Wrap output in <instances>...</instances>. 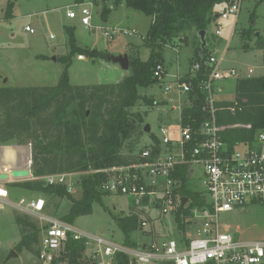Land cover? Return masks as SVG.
Masks as SVG:
<instances>
[{
  "label": "rangeland",
  "instance_id": "1",
  "mask_svg": "<svg viewBox=\"0 0 264 264\" xmlns=\"http://www.w3.org/2000/svg\"><path fill=\"white\" fill-rule=\"evenodd\" d=\"M229 4L216 6L214 14L217 16ZM83 6L94 11L93 29L83 26L79 17H67V11L80 12ZM104 6L93 0H84L82 4L76 0H0V88L56 86L65 72L68 82L74 86L118 84L124 81L131 75V69L123 70L118 64L109 61L108 57L128 54L130 65L133 60L130 56L142 62L148 61L151 50L144 39L151 19L141 12L127 8L125 4L112 9L107 19H104ZM106 6H113V1ZM217 23L225 27L221 37L216 35ZM28 25L35 30V34L26 31L25 27ZM249 30L251 31L247 36L243 35ZM106 32H113L115 36L108 38ZM187 35L188 43H184L183 48L179 49V54L171 47L162 50L159 59L164 63L168 76L178 72L185 73L192 63L198 41L195 31L192 30ZM207 42L210 52L218 57L224 55V69L233 68L245 75L253 69L252 78L264 77V0H243L236 24L231 18L222 20L216 17L208 26ZM259 42L263 47L257 46ZM74 43L77 48L95 50L97 56L89 57L75 52L72 46ZM237 82L235 79L221 82L224 92L218 99L234 101ZM142 94L156 102L149 107L141 103V107L133 109V112L145 114V124H149L152 131L150 135H141L137 142L134 139L130 142L132 148L136 149H145L156 138H160L161 126L175 128L178 118V113L170 106L165 110L162 107L166 96L160 91V86L143 89ZM31 156L32 145L29 141L21 145L13 142L0 146V161L8 170L14 169L15 165L26 167ZM204 178V168L195 166V175L188 180L187 188L204 192ZM29 180V177L19 179V182L8 187L10 201L43 197L47 201L46 213L64 220L70 214L73 204L82 200L83 190L80 184L70 196H49L14 186ZM79 180L80 177L76 176L69 181ZM160 200L161 196H158L150 204L139 205L126 195L102 194L90 203L92 212L76 217L73 224L92 236L116 243L127 244L128 238L141 245L169 240L185 241L194 230L186 225L187 235L185 238L180 237L178 230L179 226L183 230V225L178 223L176 214L168 205L162 202L159 206ZM163 208H166L167 213L163 212ZM17 217L36 225L39 232V244L36 248L39 249L43 233L36 218L4 205L0 213V264H41L38 256L23 245L22 228ZM133 217L137 218L139 228L131 233L126 232L118 220H131ZM219 220L223 232L232 235L237 241H264V202L249 203L244 208L222 213ZM143 223L146 226L142 227ZM87 263L89 261L86 254L83 253L79 259L74 260L64 249L55 264Z\"/></svg>",
  "mask_w": 264,
  "mask_h": 264
},
{
  "label": "built area",
  "instance_id": "2",
  "mask_svg": "<svg viewBox=\"0 0 264 264\" xmlns=\"http://www.w3.org/2000/svg\"><path fill=\"white\" fill-rule=\"evenodd\" d=\"M242 4L243 0H232L216 17L222 20L231 18L236 24ZM93 15V9L85 6L80 12L67 11L69 19L79 17L81 24L90 29L95 27ZM224 28L217 23V37L222 36ZM25 29L35 34L29 25ZM106 36L110 38L115 34L106 32ZM173 49L179 54L181 48ZM224 61V55L218 57L209 50L203 58L193 61L185 73L172 76L167 75L164 63H158L154 78L166 96L164 110L170 106L178 113L175 128L161 126L162 136L141 154L144 162L95 171L107 176L99 186L105 194L126 195L139 205L145 200L150 204L161 196L159 206L162 202L168 205L184 226L183 230H178L180 237L187 235L186 225L194 230L185 241L169 240L133 247L92 236L73 223L47 214V201L43 197L10 201L8 187L25 178H15L12 172L6 173L0 168V176H7L0 178V213L4 205H9L36 218L43 233L38 249L41 264L58 262L69 241L84 245V254L91 264H264V241H237L223 232L219 220L222 213L244 208L249 203L264 202V129L256 134L253 142H244L230 149L221 137L225 127L218 123L219 112H235L234 107L218 106L224 102L218 99L224 92L221 82L252 78L254 70L250 69L245 75L233 68L224 69ZM199 105L202 119L199 121L190 115L192 123L186 124V110H195ZM30 163L31 158L27 161ZM197 165L204 168L205 191L200 192L203 204L195 205L192 199L180 193L183 181L179 175L186 167V176L188 180L192 179ZM76 176L81 174H58L43 180L47 186L65 187L72 195L80 180H69ZM29 178V181L35 180L32 173ZM183 199L188 200L184 206ZM163 212L167 213L166 208ZM144 226L146 223L142 224Z\"/></svg>",
  "mask_w": 264,
  "mask_h": 264
},
{
  "label": "trees",
  "instance_id": "3",
  "mask_svg": "<svg viewBox=\"0 0 264 264\" xmlns=\"http://www.w3.org/2000/svg\"><path fill=\"white\" fill-rule=\"evenodd\" d=\"M76 1L84 3V0ZM110 1H113V6L108 8L106 5ZM231 1L93 0L105 5L102 11L104 19L112 8L121 4L149 17L151 22L144 41L151 50V57L142 62L130 56L133 59L131 75L118 84L74 86L68 82L65 72L56 86L0 88V146L13 142L21 145L28 141L32 145L31 171L35 180L14 186L49 196H70L65 187L47 186L43 179L58 174H81L82 200L73 204L64 220L74 223L76 217L90 214L92 200L105 194L99 186L107 178L106 174L95 171L145 161L141 158L144 149L130 145L133 139L137 142L145 133L146 125L145 114L133 112V109L141 107V103L149 107L156 102L144 96L142 90L159 84L154 78V69L158 63H163L159 59L162 50L166 47L183 48L184 43H188L187 33L193 30L198 45L192 62L199 60L201 49L197 32L208 31V26L216 18L215 7ZM250 31L243 35L247 36ZM72 46L75 52L97 56L95 50L77 48L75 43ZM257 46L263 47V44L259 42ZM218 106L235 108L234 113L225 110L218 114L219 125L225 127L221 137L228 147L233 149L241 143L253 142L256 134L264 129V77L239 80L235 100L224 101ZM190 115L200 121V105L195 110H186V124L192 123ZM0 164L3 172L15 170H8L2 162ZM186 175V167H183L179 175L183 181L180 193L192 199L195 205L203 204L202 193L187 188ZM143 204H148V200ZM16 220L22 228L23 245L38 256L39 232L36 225L21 217ZM118 222L129 233L139 228L136 217L119 219ZM127 244L139 246L130 238ZM65 249L74 260L85 251L82 243L74 241H69ZM87 264H91L90 261Z\"/></svg>",
  "mask_w": 264,
  "mask_h": 264
},
{
  "label": "water",
  "instance_id": "4",
  "mask_svg": "<svg viewBox=\"0 0 264 264\" xmlns=\"http://www.w3.org/2000/svg\"><path fill=\"white\" fill-rule=\"evenodd\" d=\"M113 9V8H112ZM197 37L200 43V53H199V57L203 58L206 51L208 50V42H207V37H208V31L203 30V31H199L197 32ZM108 60L118 64L123 70L128 71L130 69V60H129V55L128 54H124V55H120V56H111L108 57ZM144 132L148 135H150L152 133L151 131V126L149 124H146L144 127ZM31 166H32V160L30 164H27L25 169L22 170H14L12 172L13 176L15 178H28L30 177L32 171H31ZM6 175H1L0 178H6ZM187 199H183L182 200V205L184 206L187 203ZM14 255V253H12V256Z\"/></svg>",
  "mask_w": 264,
  "mask_h": 264
},
{
  "label": "crops",
  "instance_id": "5",
  "mask_svg": "<svg viewBox=\"0 0 264 264\" xmlns=\"http://www.w3.org/2000/svg\"><path fill=\"white\" fill-rule=\"evenodd\" d=\"M31 158V157H30ZM21 164V163H20ZM18 166V167H17ZM0 167H1V164H0ZM13 168H18L16 170H22V169H25L26 167H24V165H15Z\"/></svg>",
  "mask_w": 264,
  "mask_h": 264
}]
</instances>
